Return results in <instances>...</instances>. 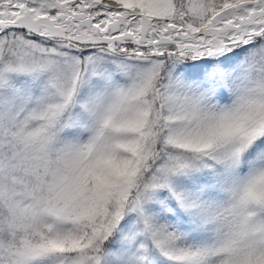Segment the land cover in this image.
Returning a JSON list of instances; mask_svg holds the SVG:
<instances>
[{
	"label": "snow or ice",
	"instance_id": "obj_1",
	"mask_svg": "<svg viewBox=\"0 0 264 264\" xmlns=\"http://www.w3.org/2000/svg\"><path fill=\"white\" fill-rule=\"evenodd\" d=\"M0 264H264V0H0Z\"/></svg>",
	"mask_w": 264,
	"mask_h": 264
}]
</instances>
